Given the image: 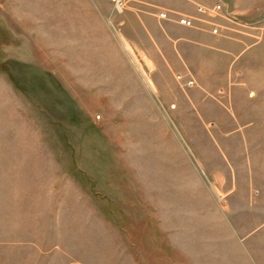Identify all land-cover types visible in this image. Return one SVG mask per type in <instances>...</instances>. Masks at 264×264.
Returning a JSON list of instances; mask_svg holds the SVG:
<instances>
[{
	"label": "rangeland",
	"instance_id": "1",
	"mask_svg": "<svg viewBox=\"0 0 264 264\" xmlns=\"http://www.w3.org/2000/svg\"><path fill=\"white\" fill-rule=\"evenodd\" d=\"M101 4L0 0V264L264 261L233 233L263 225L264 207L229 210L210 182L264 178V84L237 90L248 110L238 127L251 134L227 162L220 137L191 134L214 124L178 120L163 101L123 26L64 23L123 12ZM44 16L62 17V40L27 23Z\"/></svg>",
	"mask_w": 264,
	"mask_h": 264
},
{
	"label": "crops",
	"instance_id": "2",
	"mask_svg": "<svg viewBox=\"0 0 264 264\" xmlns=\"http://www.w3.org/2000/svg\"><path fill=\"white\" fill-rule=\"evenodd\" d=\"M107 1L110 0H102L101 5ZM262 2L264 0H125L121 16L86 18L78 15L64 23L106 25L111 21L123 26L124 40L132 46L141 71L151 74L152 84H156L158 94L177 119L214 124L191 134L220 137L219 155L229 162L234 158L233 147L238 148L239 140L251 134L249 129L238 127L237 121L248 110L240 105L242 101H237V90L246 92L259 86L257 84H264ZM217 6L221 9L215 10ZM199 8H205L206 12H199ZM164 12L168 13V18H161ZM181 17L193 19L194 27L180 25ZM4 18L10 25L22 23ZM27 23L46 26L44 34L50 40L63 39L61 28L53 27L63 25L61 16L28 17ZM214 29H218L217 34L213 33ZM34 38L29 36L28 39ZM189 80L195 81V85L182 86L177 96L163 91L162 84H186ZM206 130L213 133L207 134ZM210 182L227 202L229 210L247 216L264 207V178L221 176L213 177ZM233 233H236L234 247L243 250V255L264 257V253L256 252L264 251V224L236 228Z\"/></svg>",
	"mask_w": 264,
	"mask_h": 264
},
{
	"label": "built area",
	"instance_id": "3",
	"mask_svg": "<svg viewBox=\"0 0 264 264\" xmlns=\"http://www.w3.org/2000/svg\"><path fill=\"white\" fill-rule=\"evenodd\" d=\"M110 2L114 5V7L119 11L122 12L124 10V6H125V0H110ZM221 9V6H217L215 8V10H219ZM199 12L201 13H205L206 9L205 8H199ZM161 18H168V13L164 12L160 14ZM178 23L180 25L186 26V27H194L195 22L193 19L189 18V17H181L178 19ZM213 33L217 34L218 33V29H214ZM180 79H182V76H180ZM185 86L191 87L195 85V81L193 80H189L186 84H184Z\"/></svg>",
	"mask_w": 264,
	"mask_h": 264
}]
</instances>
